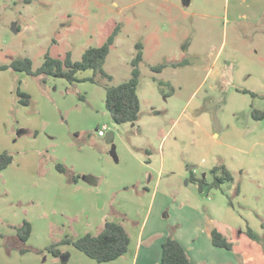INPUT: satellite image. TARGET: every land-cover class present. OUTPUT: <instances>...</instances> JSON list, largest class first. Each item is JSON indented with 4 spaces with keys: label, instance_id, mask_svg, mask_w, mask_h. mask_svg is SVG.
Wrapping results in <instances>:
<instances>
[{
    "label": "rangeland",
    "instance_id": "rangeland-1",
    "mask_svg": "<svg viewBox=\"0 0 264 264\" xmlns=\"http://www.w3.org/2000/svg\"><path fill=\"white\" fill-rule=\"evenodd\" d=\"M117 27L104 65L110 81L98 75L95 84L70 88L63 79L0 71V153L14 157L11 168L0 173V186L8 178L19 190L12 200L18 202L21 195L22 202H31L29 214L41 225L31 243L51 245L66 237L97 235L106 221L137 232L151 196L137 192L143 186L134 180L145 181L142 163L149 152L160 165L163 146L165 179L178 188L175 192L206 203L221 197L230 210L223 219L221 209L218 220L244 230L229 232L237 253L249 245L264 252L246 234L247 226L255 231L264 224V120L252 115L264 111V0H0V65L28 58L38 69L46 54L60 59L70 54L81 61L87 49L102 46ZM137 43L144 47L140 121L118 126L106 109L105 88L130 79ZM17 89L32 97L31 107L19 104ZM104 126L115 134L111 143L98 136ZM54 127L64 131L59 143L52 139ZM39 158L40 167H25ZM57 164L82 176L81 185L68 189L58 183L55 177H71L60 174ZM220 165L236 179L227 197L215 190L200 194L190 172L210 176ZM86 175H91L87 181ZM166 187L163 183L161 191ZM110 195L112 205H104ZM4 200L0 197V206ZM152 219L159 223L167 217ZM46 223L53 224L49 235ZM60 250L71 259L58 264H83L78 255L84 254L74 247Z\"/></svg>",
    "mask_w": 264,
    "mask_h": 264
},
{
    "label": "crops",
    "instance_id": "crops-1",
    "mask_svg": "<svg viewBox=\"0 0 264 264\" xmlns=\"http://www.w3.org/2000/svg\"><path fill=\"white\" fill-rule=\"evenodd\" d=\"M82 76L79 74L80 78H88V77H85V76L82 77ZM80 83H83V82H80ZM80 83H75V84L68 83V85L71 88V86H74ZM80 101L85 102L86 98L85 100L80 99ZM139 121H140V118L137 122L125 124V126L131 125V124L135 126V124L138 123ZM54 128L57 129V132H54L52 134L53 136L52 139L54 141H58L59 143V137L63 135L64 131L57 127H54ZM133 128L134 127L129 129V133H132ZM109 133L106 132V136ZM134 134L140 135V132L136 131V133ZM214 136L218 137V134H215ZM100 138H104V137H100ZM114 140H115V134L112 139V142ZM130 141L134 147L135 143L132 140ZM70 142L71 141H69L68 143L70 144ZM52 145L58 146L57 143L52 144ZM162 147L163 146H160L159 148L161 159H162L160 162V165L155 164V161L152 158L153 156L149 152L148 153L149 159L145 160L146 162L142 163L141 175H144L146 173L145 181H142L141 180L142 178H136V180H134L136 181L134 182L135 184L138 183L137 185L143 186L142 190L139 189V191L137 192H143L151 196V199H150L147 213L144 217L143 222L138 227L139 228L138 231L131 232L126 228L131 238V245H130L129 252L122 258L114 262L106 263V264H162V256H163L162 246H163V243L167 240V238L171 234L183 246V248L185 249L191 261L196 264H242V263L243 264H264V252H262L260 247H257L256 245H253V246L249 245L248 248L243 249L240 253H237L236 245L234 242L235 241L234 236L230 235L229 232L241 231V233H244V230L239 229V226L232 225L229 221H226V220L219 221L218 220L217 213L221 211V209H222V212L224 211V217L222 216L223 219L229 216V210H230V209L224 208L223 201L219 199L221 197H217L218 195H216L215 198H213L211 202L206 203L205 201L201 202V200H199L198 198L194 196L184 195V194L175 192L178 190V188L175 189L176 186L172 182H170L168 179H165L167 175V168H166L167 162H166V153L164 152V149H162ZM41 164L42 162L40 158L36 160H28L27 162H25V167L31 170H34L40 167ZM11 166L12 165H10L8 168H6L0 173L7 172L11 168ZM223 166H225L229 170V168L226 165H223ZM211 172H210V176L206 172L202 173L201 176L198 175L196 172H194V174L198 178L205 177L206 179L209 180L211 179ZM230 172L232 173L234 177V173L232 171ZM90 176L91 175H86L85 176L86 178L84 177V179L87 181V178ZM55 178L58 181V183H60L62 186L68 189H72L73 187L75 188L79 187L83 181L82 179H79L78 183H73L70 180L66 181L61 176L55 177ZM2 181L3 182H1V186H0V197L5 196L6 200H4L5 203H3L2 206H0L2 207L0 209V224H1L0 264H10V263L12 264L15 261H19L20 264H58L59 260H62L61 257L56 258L51 253L45 250L47 247L53 244L49 245V241H48V244H44L42 246H38V245L31 243L34 234L36 232L41 233L40 223L38 225L37 223L35 224L34 222L35 218H33V216L29 214V207H30L31 202L29 200L26 202H22L24 200V197H22L21 195L18 196L17 198L18 202H14L12 200L13 193L19 190H17L13 186V184L9 183L8 178H2ZM235 181L236 179L234 177L233 182L224 183L221 186V190H215V191H219L223 195L222 198L224 197L226 198L227 188H230L231 185H235L236 183ZM163 183H165L167 187L163 191H161V186ZM195 185L198 188V185L197 184ZM212 191L208 192L206 195L209 196ZM57 192H60V190H57ZM200 194L205 195V193H200ZM111 199H112V196L110 195L105 201L104 205L107 204V201L108 203H110V205H112V202H110ZM21 204H22V207H21L22 210L20 211L19 205ZM137 206L138 208H140L142 204L138 203ZM4 212L5 214L2 215ZM260 214L261 216H263L261 217V221L263 223L264 222V212L260 211ZM124 215L127 216L126 214ZM152 216L154 217L164 216V217H167V220L163 222L160 221L158 223L156 222V220L152 219ZM24 220H28L32 224V235L30 237V240L27 243V246L31 249V251L23 255L19 252V250L15 248V247H19L20 244L17 240V232L14 227L21 225ZM261 221H259V223ZM48 226L49 227H48L47 234L49 235L53 224L48 225ZM248 227L249 226H247V228ZM213 229H217L230 242L233 243L234 245L233 251H228L226 249L218 248L213 245L212 236H211V232ZM255 231L259 235L264 234V228L263 229L261 228ZM43 232L46 233L47 231H43ZM6 244L12 245L14 248L9 250L8 252L6 250ZM61 247H65V246H61ZM37 250L43 251V253L40 254L36 252ZM63 253L64 252H62V254ZM64 256H66L65 253H64ZM78 258L81 259V262L83 264H93L90 261L91 259L89 258L90 259L89 260L86 255L85 256L78 255ZM70 259H71V256H68L67 261H69Z\"/></svg>",
    "mask_w": 264,
    "mask_h": 264
},
{
    "label": "trees",
    "instance_id": "trees-1",
    "mask_svg": "<svg viewBox=\"0 0 264 264\" xmlns=\"http://www.w3.org/2000/svg\"><path fill=\"white\" fill-rule=\"evenodd\" d=\"M119 34V27L107 38L106 42L96 48L87 49L82 56L81 61H73L70 54L64 59L54 58L49 54L45 55L43 65L34 69L32 61L28 58L17 59L9 66L0 65V71L12 69L15 72L26 73L35 78L46 80L49 77L64 79L70 84L80 82L96 83V77L101 75L104 79L110 81L104 65L110 54L111 48L114 46ZM144 47L141 43L135 45V53L131 61V77L118 86L106 85V109L111 114V117L116 125H125L137 122L140 118V99L138 96V88L140 86V65L144 58ZM162 70V67H157ZM87 71L93 72V77L80 78L79 74ZM160 86H163L161 84ZM244 93H250L244 90ZM17 97L19 104L24 107L32 105V97L20 89H17ZM256 97L254 93H250ZM85 100L83 96L79 97ZM253 118L257 121L264 120V111L254 110ZM14 161V157L9 152L0 153V172L8 168ZM57 170L62 174L70 175V181L78 183L82 177L80 175L71 174L68 169L62 164L56 165ZM234 181L232 173L223 165L215 167L211 172V179L198 178L194 172H190V182L198 185L200 193H208L212 190H221L224 183ZM239 193V188L236 194ZM230 199V198H229ZM231 203V201H230ZM17 232V240L20 244L15 247L21 254H26L31 251L27 246L32 235V224L28 220H24L19 226L14 227ZM264 228V224H263ZM246 234L252 240L259 242L264 248V234L259 235L250 227L247 228ZM212 242L215 247L223 248L228 251H233L234 245L217 229L211 232ZM131 238L126 228L118 223L106 221L103 224L102 230L97 234L87 233L78 239L66 237L60 242L47 247L45 250L51 253L54 257L60 258L64 256L60 251L61 246H72L79 252L86 255L88 258L98 264H106L114 262L125 256L130 249ZM162 264H196L191 261L183 246L171 234L163 243ZM14 248L12 245L6 244V250L9 252ZM43 253V251H36Z\"/></svg>",
    "mask_w": 264,
    "mask_h": 264
},
{
    "label": "water",
    "instance_id": "water-1",
    "mask_svg": "<svg viewBox=\"0 0 264 264\" xmlns=\"http://www.w3.org/2000/svg\"><path fill=\"white\" fill-rule=\"evenodd\" d=\"M189 2V0H186ZM114 137V134L112 132H110L107 136H106V142L107 143H111L112 142V139ZM114 154V153H113ZM62 261H67L68 260V256H62L61 257Z\"/></svg>",
    "mask_w": 264,
    "mask_h": 264
},
{
    "label": "built area",
    "instance_id": "built-area-1",
    "mask_svg": "<svg viewBox=\"0 0 264 264\" xmlns=\"http://www.w3.org/2000/svg\"><path fill=\"white\" fill-rule=\"evenodd\" d=\"M107 127L104 126L103 128L98 130L99 137H105L106 136Z\"/></svg>",
    "mask_w": 264,
    "mask_h": 264
}]
</instances>
